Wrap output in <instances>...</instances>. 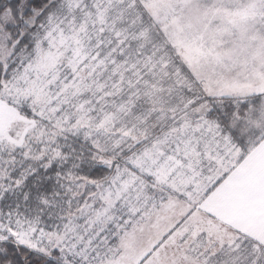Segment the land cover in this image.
<instances>
[{
    "label": "snow or ice",
    "instance_id": "snow-or-ice-1",
    "mask_svg": "<svg viewBox=\"0 0 264 264\" xmlns=\"http://www.w3.org/2000/svg\"><path fill=\"white\" fill-rule=\"evenodd\" d=\"M0 264H264V0H0Z\"/></svg>",
    "mask_w": 264,
    "mask_h": 264
}]
</instances>
